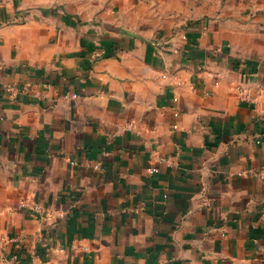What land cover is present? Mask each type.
Segmentation results:
<instances>
[{"label":"crops","instance_id":"0c3cea01","mask_svg":"<svg viewBox=\"0 0 264 264\" xmlns=\"http://www.w3.org/2000/svg\"><path fill=\"white\" fill-rule=\"evenodd\" d=\"M102 6L0 0V264H264V8Z\"/></svg>","mask_w":264,"mask_h":264},{"label":"rangeland","instance_id":"374dc122","mask_svg":"<svg viewBox=\"0 0 264 264\" xmlns=\"http://www.w3.org/2000/svg\"><path fill=\"white\" fill-rule=\"evenodd\" d=\"M77 0H41L43 3H75ZM82 1V0H81ZM102 10L112 11L118 20L130 24L134 30L178 27L195 17H209L223 6L264 8V0H101Z\"/></svg>","mask_w":264,"mask_h":264},{"label":"built area","instance_id":"2783aa9c","mask_svg":"<svg viewBox=\"0 0 264 264\" xmlns=\"http://www.w3.org/2000/svg\"><path fill=\"white\" fill-rule=\"evenodd\" d=\"M14 88H15V90H17L19 92H23V93L28 91V86L26 84L21 85V86H17V87H8V90L14 89Z\"/></svg>","mask_w":264,"mask_h":264}]
</instances>
